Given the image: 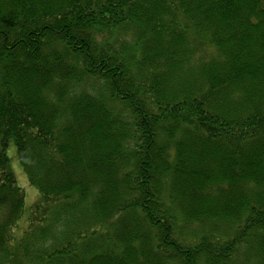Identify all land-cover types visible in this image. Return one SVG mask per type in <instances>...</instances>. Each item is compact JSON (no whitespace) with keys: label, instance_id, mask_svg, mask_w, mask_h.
<instances>
[{"label":"trees","instance_id":"trees-1","mask_svg":"<svg viewBox=\"0 0 264 264\" xmlns=\"http://www.w3.org/2000/svg\"><path fill=\"white\" fill-rule=\"evenodd\" d=\"M0 264H264V0H0Z\"/></svg>","mask_w":264,"mask_h":264},{"label":"rangeland","instance_id":"rangeland-1","mask_svg":"<svg viewBox=\"0 0 264 264\" xmlns=\"http://www.w3.org/2000/svg\"><path fill=\"white\" fill-rule=\"evenodd\" d=\"M7 156L9 158V168L15 176L17 185L25 193V211L15 229L16 236L20 237L28 228L31 209L41 201V195L39 191L29 183L26 173L21 166L14 141H11L7 147Z\"/></svg>","mask_w":264,"mask_h":264}]
</instances>
